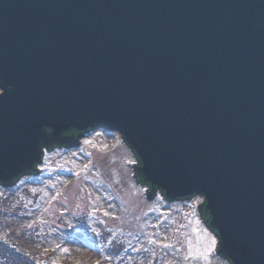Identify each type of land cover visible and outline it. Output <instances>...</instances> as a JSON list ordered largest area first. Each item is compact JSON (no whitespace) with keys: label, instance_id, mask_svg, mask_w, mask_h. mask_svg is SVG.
Instances as JSON below:
<instances>
[{"label":"water","instance_id":"95a60500","mask_svg":"<svg viewBox=\"0 0 264 264\" xmlns=\"http://www.w3.org/2000/svg\"><path fill=\"white\" fill-rule=\"evenodd\" d=\"M0 90L3 188L115 132L148 200L202 196L215 254L264 264V0H0Z\"/></svg>","mask_w":264,"mask_h":264},{"label":"rangeland","instance_id":"374dc122","mask_svg":"<svg viewBox=\"0 0 264 264\" xmlns=\"http://www.w3.org/2000/svg\"><path fill=\"white\" fill-rule=\"evenodd\" d=\"M130 164L115 132L46 153L40 174L0 186V241L21 233L33 264H227L198 215L202 196L167 202L156 190L148 200Z\"/></svg>","mask_w":264,"mask_h":264},{"label":"trees","instance_id":"16d2710c","mask_svg":"<svg viewBox=\"0 0 264 264\" xmlns=\"http://www.w3.org/2000/svg\"><path fill=\"white\" fill-rule=\"evenodd\" d=\"M136 181H137V178H136ZM0 226H1V223H0ZM13 232H14V229L11 228L10 232L7 233V242L9 244H6L3 241H0V264H33V261L30 260L31 261L30 262L24 256V255H27V253L22 251L23 249H28V247L31 246L32 243L24 240L21 233H17L14 235L12 234Z\"/></svg>","mask_w":264,"mask_h":264},{"label":"flooded vegetation","instance_id":"af4514ba","mask_svg":"<svg viewBox=\"0 0 264 264\" xmlns=\"http://www.w3.org/2000/svg\"><path fill=\"white\" fill-rule=\"evenodd\" d=\"M1 92V91H0ZM77 133H79L78 131H75V130H71L68 134H77ZM91 133V131H88V132H83V136H86V135H88V134H90ZM61 149H69V148H66V147H58V146H53L52 148H49V149H43V156L46 154V153H50V152H53V151H55V150H61ZM43 156H42V160H43ZM42 162V161H41ZM40 164L41 163H39L38 165H37V168L40 166ZM135 164H136V161H135ZM39 169V172L36 174V175H38V174H40L41 173V169L40 168H38ZM28 175H35V174H30V173H28V174H25V175H22V176H20L17 180H16V182L14 183V185L22 178V177H24V176H28ZM138 184H140V183H138ZM13 185V186H14ZM1 186V185H0ZM12 186V187H13ZM141 186L144 188V189H146L147 188V186H144V185H142L141 184ZM12 187H10L9 189H6V191H10V189L12 188ZM157 193H158V191H156ZM180 201H183V200H180ZM202 203V202H201ZM201 219V218H200ZM202 220V219H201ZM202 222H203V220H202ZM219 258V257H218ZM219 259H221V258H219ZM221 260H223V259H221ZM225 261V260H224ZM225 262H227V261H225ZM228 264V263H227Z\"/></svg>","mask_w":264,"mask_h":264},{"label":"snow or ice","instance_id":"6c2138e0","mask_svg":"<svg viewBox=\"0 0 264 264\" xmlns=\"http://www.w3.org/2000/svg\"><path fill=\"white\" fill-rule=\"evenodd\" d=\"M212 243L215 244V241H213Z\"/></svg>","mask_w":264,"mask_h":264}]
</instances>
